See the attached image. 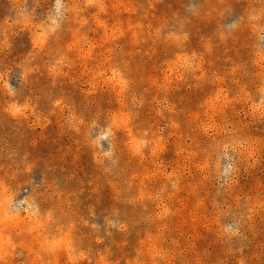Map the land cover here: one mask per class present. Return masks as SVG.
<instances>
[{
  "label": "rangeland",
  "instance_id": "obj_1",
  "mask_svg": "<svg viewBox=\"0 0 264 264\" xmlns=\"http://www.w3.org/2000/svg\"><path fill=\"white\" fill-rule=\"evenodd\" d=\"M0 264H264V0H0Z\"/></svg>",
  "mask_w": 264,
  "mask_h": 264
}]
</instances>
